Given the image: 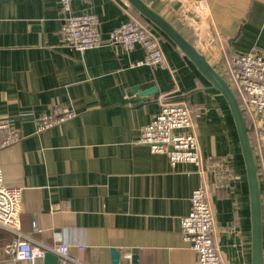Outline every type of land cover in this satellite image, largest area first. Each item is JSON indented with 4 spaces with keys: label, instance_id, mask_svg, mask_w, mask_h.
<instances>
[{
    "label": "crops",
    "instance_id": "0c3cea01",
    "mask_svg": "<svg viewBox=\"0 0 264 264\" xmlns=\"http://www.w3.org/2000/svg\"><path fill=\"white\" fill-rule=\"evenodd\" d=\"M143 1L200 46L222 76L232 55L264 54V0H206L205 16L193 9L196 0ZM71 6L94 13L103 36L138 19L158 37L165 65L136 64L140 45L123 51L104 41L79 51L63 44L59 0H0V120L10 118L23 136L0 149V167L6 185L23 187L20 231L36 244H67L66 264H112L113 249L119 264H195L179 226L202 176L193 164L171 166L165 154L135 142L162 103L184 101L202 154L227 156L235 171L229 187L207 198L214 245L223 264H251L246 172L222 94L127 0ZM62 106L74 115L37 130L38 115ZM254 157L264 231V151ZM12 239L0 226V264H30L10 260Z\"/></svg>",
    "mask_w": 264,
    "mask_h": 264
},
{
    "label": "built area",
    "instance_id": "2783aa9c",
    "mask_svg": "<svg viewBox=\"0 0 264 264\" xmlns=\"http://www.w3.org/2000/svg\"><path fill=\"white\" fill-rule=\"evenodd\" d=\"M72 1L59 0L63 44L79 51L97 47L104 41L120 47L123 51L140 45L144 54L136 64H147L153 68L165 65L158 37L138 19L129 17L103 36L99 30L98 17L89 11L74 12ZM193 9L204 16L207 14L208 3L206 0H196ZM223 77L233 89L243 115L249 120L252 148L256 154L264 151V54L246 51L232 55L224 64ZM192 111L184 101L162 103L158 114L140 129L135 142L148 146L154 152L165 154L171 166L179 162L195 166L202 180L200 186L191 192L190 209L180 218L179 233L195 251V264H223L214 245L215 224L207 198L211 192L229 187L235 171L227 156L202 154L192 128ZM73 115L74 112L66 106L59 109L54 107L52 113L40 114L35 118L37 130L52 128ZM22 138L11 125L10 118L0 120V149L17 143ZM22 193L23 187L4 183L0 167V226L13 234L8 249L10 260L23 259L35 264L36 260L42 259L49 251L59 256L61 264H66L67 244L52 247L36 244L20 231ZM125 259L130 261V252L125 253Z\"/></svg>",
    "mask_w": 264,
    "mask_h": 264
},
{
    "label": "water",
    "instance_id": "95a60500",
    "mask_svg": "<svg viewBox=\"0 0 264 264\" xmlns=\"http://www.w3.org/2000/svg\"><path fill=\"white\" fill-rule=\"evenodd\" d=\"M127 1L143 18L161 30L226 100L236 129L246 172L251 217V264H262L263 219L258 169L245 118L233 89L229 86L227 80L207 61L205 53L200 46L187 40L163 16L154 11L143 0ZM119 258V252L113 249L112 264H119ZM43 263L60 264V258L56 253L48 251L43 256Z\"/></svg>",
    "mask_w": 264,
    "mask_h": 264
},
{
    "label": "trees",
    "instance_id": "16d2710c",
    "mask_svg": "<svg viewBox=\"0 0 264 264\" xmlns=\"http://www.w3.org/2000/svg\"><path fill=\"white\" fill-rule=\"evenodd\" d=\"M138 16L142 17L140 14H137ZM143 18V17H142ZM244 118H245V122H246V125H247V129H248V132L250 134V124H249V120L248 118L246 117V115H244Z\"/></svg>",
    "mask_w": 264,
    "mask_h": 264
},
{
    "label": "rangeland",
    "instance_id": "374dc122",
    "mask_svg": "<svg viewBox=\"0 0 264 264\" xmlns=\"http://www.w3.org/2000/svg\"><path fill=\"white\" fill-rule=\"evenodd\" d=\"M206 15V13L204 14V16Z\"/></svg>",
    "mask_w": 264,
    "mask_h": 264
}]
</instances>
